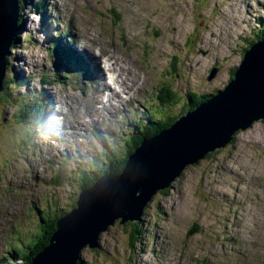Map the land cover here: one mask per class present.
<instances>
[{
	"label": "rangeland",
	"instance_id": "1",
	"mask_svg": "<svg viewBox=\"0 0 264 264\" xmlns=\"http://www.w3.org/2000/svg\"><path fill=\"white\" fill-rule=\"evenodd\" d=\"M40 1L48 29L41 27V12L28 13L37 0H27L1 92L10 100H0V264H14L9 253L33 239L42 210L71 209L79 190L93 184L81 187L84 171L85 177L104 172L114 165L111 158L126 155L142 135L141 120L175 117L171 125L188 93L223 89L244 49L264 29V0ZM181 4L186 13H177ZM72 35L79 38L72 44L77 51L84 46L97 59H82L87 74L77 72L82 66L65 68L49 53V37L67 41ZM105 60L118 79H133L114 107L96 97L106 90ZM87 65L95 66L96 75ZM14 74L22 84L10 80ZM48 75L54 77L43 83ZM173 92L175 99L161 105L158 94L166 99ZM32 95L41 96L48 112L43 129L30 133L14 106ZM137 222L143 226L138 246L128 248L125 223L116 222L97 248L82 250V264H264V119L188 166L153 196ZM192 225L197 233H189Z\"/></svg>",
	"mask_w": 264,
	"mask_h": 264
},
{
	"label": "water",
	"instance_id": "2",
	"mask_svg": "<svg viewBox=\"0 0 264 264\" xmlns=\"http://www.w3.org/2000/svg\"><path fill=\"white\" fill-rule=\"evenodd\" d=\"M19 0H0V93L6 56L19 32ZM217 71L210 70L211 80ZM264 119V39L249 44L223 89L180 114L167 128L144 137L119 173L106 172L77 193L75 206L55 221L48 242L29 264H82L84 248L99 246L116 224L139 221L153 196L191 165L231 144L238 132Z\"/></svg>",
	"mask_w": 264,
	"mask_h": 264
},
{
	"label": "trees",
	"instance_id": "3",
	"mask_svg": "<svg viewBox=\"0 0 264 264\" xmlns=\"http://www.w3.org/2000/svg\"><path fill=\"white\" fill-rule=\"evenodd\" d=\"M23 3L19 0L20 14H21L23 8L26 6V4L25 3L23 4ZM44 7H45V5L43 4V2L39 0L33 11L38 10L39 12H41V27L46 31L48 29V24L46 21L47 17L44 13V11H45ZM110 11L113 13L114 9H111ZM115 13H116V11H115ZM116 17H118V16H116ZM22 24H23V20L20 18L19 30H21L23 28ZM263 31L264 30H262V35H260L257 39H264V32ZM17 35L18 36H17L16 42L19 39V34H17ZM49 39H50V49H49L50 55L53 56L54 59L58 60L60 62V64L63 65L65 68H67L69 70H76L77 69L76 66L78 65L79 61L81 60V56L76 55L75 51L69 50L64 46L65 44L68 43V41H66L65 39H62V38L54 39V38L49 37ZM70 41H71V39H70ZM15 43H14V45H15ZM248 47H249V45H248ZM248 47H246L245 49H247ZM12 49H13V45H12ZM9 64H10V62H7L8 68H9ZM80 64H82V63H80ZM77 72L80 75H84L86 73V70L81 69V70H78ZM63 76L66 77L65 74ZM51 77H54V76L53 75H48L47 77L42 76L41 81L43 83L44 82L46 83V82H48V80ZM10 80L14 83H17L16 86L23 83L22 80H20L18 78V76H16V74L11 76ZM7 85H8V80L4 79V88H7ZM21 86H23V85H21ZM29 96L25 97L23 100H20V102H18L17 105L14 106L16 109L14 114H15V117H17L18 121H20L28 129L30 128V133H31V129H39V128L43 129V126L46 123V116H47L48 110H47V108L45 106L46 104L43 101V99L41 98V96H36V95H32V97H29ZM187 96H188V102H187V104H185L184 106H182L180 108V112L176 115V118L180 114H182L183 112L188 110V108L189 109L194 108L199 102L206 99L208 95H201V94L196 93V92H190L187 94ZM5 97H7L6 93L5 94L0 93V100L2 98H5ZM13 99L16 100L17 97L13 96ZM158 99L160 100V104L162 105V104H164V102L173 101L175 99V93L173 92L171 94V96H167L166 99L163 98L160 94H158ZM9 100H10L9 97H7V101H9ZM159 118L160 117L153 119L151 115H148L144 120H141V123L146 121L144 126L142 127V130H141L142 135L138 136L137 141H133L131 143V145L127 146L126 155L118 156V159H115V161L111 158V160L114 162V165L109 163L108 164L109 167L104 172H113V173L120 172V170L123 167L124 162L126 160L127 154L129 152L133 151V149L137 146L138 142H140L142 138H144L145 136H151L154 133L158 132L159 130L168 127L170 125V123L175 119V117L174 118H168L167 117V119H164V118H166V116L164 118H160V119ZM134 124L136 125V123H134ZM26 133L30 134L27 132V130H26ZM32 135H33V133H32ZM97 138L100 139V137H97ZM98 172H95L94 174L91 173L92 174L91 176L89 175V176L85 177V175L89 174V173L84 171L85 175H84V179H82L83 183H82L81 187L90 186L97 177H99L102 173H104V172H100V173H98ZM79 188H80V185H79ZM46 209L42 210L39 214V217H40L39 230L34 232L33 239L31 241H27V242L23 243L24 250L19 249V248H12V252L9 253V256L11 258H13L14 264H23L24 262H25L24 264H29L31 258L43 246H45L47 244L49 236L52 234V232L55 229L56 219L59 217V215H61L64 212H60V213L55 214V213H51V210L49 208L47 210ZM189 229H190L189 233L194 234V233L198 232L199 228L197 225H192V229H191V226L189 227ZM124 230H125V234H127L128 238H129L128 248L136 247L142 242V235H143L142 223L137 222V221L127 222L124 224ZM23 253H26V254H23ZM18 259H23V262L22 263L18 262ZM5 264H7V263H5Z\"/></svg>",
	"mask_w": 264,
	"mask_h": 264
},
{
	"label": "bare ground",
	"instance_id": "4",
	"mask_svg": "<svg viewBox=\"0 0 264 264\" xmlns=\"http://www.w3.org/2000/svg\"><path fill=\"white\" fill-rule=\"evenodd\" d=\"M183 2H186V0H182ZM188 1V0H187ZM25 3V2H24ZM37 3H38V0H37ZM25 4H27V0H26V3ZM37 5V4H36ZM34 6H35V4H34ZM183 5L181 4L180 6L178 5V8L176 9V11H177V13H186V11L184 10V9H182L183 7H182ZM27 9H28V13H33L34 11H31V9H30V7H28L27 6ZM35 9V7H33V10ZM239 10V9H238ZM163 14V13H162ZM164 16V15H163ZM173 15L171 14V13H169V15L167 16V18H165V21H167L168 23H170L171 21L169 20L170 19V17H172ZM242 15H240V17H241ZM180 20V19H179ZM179 20H177V21H179ZM222 24L223 25H227V24H229L228 23V21H227V19H224V21H222ZM261 29V28H260ZM177 30H179L178 28H177ZM262 30H264L263 28H262ZM179 34V36H178V38H180V36L183 34V33H178ZM81 52H83V55H84V60H89V59H91L92 61L91 62H93L94 64H96V61H97V59H96V57L92 54V50L91 51H89V50H87L86 49V47H83L82 49H81ZM9 54L6 56V60L9 62ZM108 57H110V56H108ZM112 58V57H111ZM106 61V63L107 64H104L103 63V67H104V76H105V84H103L102 85V87H106V90H104L101 94H100V96H99V93H97L96 94V97H97V100H100V101H104V102H108L107 104L110 106V107H114V106H117L118 104H120V103H122V101L124 100V93H127V92H124V88H126V89H129L128 87H127V84H126V81H132L133 79L128 75H125L124 77H123V79L122 78H117V76L115 75V73H114V70L113 71H111L110 70V65L108 64L109 63V60H105ZM116 64H118V63H116ZM122 64V63H121ZM188 64V66H189V68H190V70L191 71H196L197 72V69L198 68H196L197 67V65L196 64H194L192 61H190V62H188L187 63ZM87 66H89L94 72V74L96 75V68H95V66H90V65H87ZM112 67V66H111ZM132 67V66H131ZM137 67H140V65L139 66H137ZM120 68V67H119ZM114 69V68H113ZM18 71V70H17ZM122 71V70H121ZM195 72V73H196ZM136 73V72H135ZM126 74V73H125ZM129 74V73H128ZM74 75V74H73ZM90 77H87V79H89ZM108 79H110V81H108ZM124 80V81H123ZM141 81V80H140ZM125 82V83H124ZM130 83V82H129ZM119 84V85H118ZM131 100V99H130ZM102 109H104V108H102ZM107 153H108V155H109V158H111V154L107 151ZM75 206V204L72 202L71 203V205H70V207H71V209L73 208ZM4 224V223H3ZM3 224H1L0 225V227H2V225ZM97 248V247H96Z\"/></svg>",
	"mask_w": 264,
	"mask_h": 264
},
{
	"label": "flooded vegetation",
	"instance_id": "5",
	"mask_svg": "<svg viewBox=\"0 0 264 264\" xmlns=\"http://www.w3.org/2000/svg\"><path fill=\"white\" fill-rule=\"evenodd\" d=\"M262 35V34H261Z\"/></svg>",
	"mask_w": 264,
	"mask_h": 264
}]
</instances>
